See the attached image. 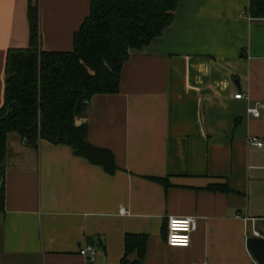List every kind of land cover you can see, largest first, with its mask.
Instances as JSON below:
<instances>
[{
  "label": "crops",
  "instance_id": "obj_1",
  "mask_svg": "<svg viewBox=\"0 0 264 264\" xmlns=\"http://www.w3.org/2000/svg\"><path fill=\"white\" fill-rule=\"evenodd\" d=\"M249 5L179 3L164 34L132 52L120 92L92 98L88 141L114 154V174L69 146L8 135L0 264H120L127 234L148 236L145 264H255L264 148L248 140L264 141V19ZM30 8L41 49L71 52L91 0H0V110L7 55L30 44ZM170 218L198 219L189 248L168 246Z\"/></svg>",
  "mask_w": 264,
  "mask_h": 264
},
{
  "label": "trees",
  "instance_id": "obj_2",
  "mask_svg": "<svg viewBox=\"0 0 264 264\" xmlns=\"http://www.w3.org/2000/svg\"><path fill=\"white\" fill-rule=\"evenodd\" d=\"M193 0H91V10L74 36L71 52L41 49L37 8H30V44L9 51L5 105L0 110V213L5 210L4 179L8 135L18 134L28 147L40 140L72 148L78 157L117 171L114 154L88 141L91 100L120 92L121 74L132 52L161 37L179 3ZM253 20L264 19V0H250ZM148 236L127 234L120 264H145ZM136 254L137 258L131 260Z\"/></svg>",
  "mask_w": 264,
  "mask_h": 264
},
{
  "label": "built area",
  "instance_id": "obj_3",
  "mask_svg": "<svg viewBox=\"0 0 264 264\" xmlns=\"http://www.w3.org/2000/svg\"><path fill=\"white\" fill-rule=\"evenodd\" d=\"M261 109L262 104L257 103L256 107L249 110V113L255 118H259L261 116ZM248 143L251 147L264 148V141L256 137L249 138ZM198 226V219L196 218H170L167 227L168 246L171 248H189L191 246L192 236L197 232ZM253 234L256 238H263L258 231H254ZM95 254V249L90 246H86L80 250V255L90 260L94 259ZM255 264H258V262L255 261Z\"/></svg>",
  "mask_w": 264,
  "mask_h": 264
},
{
  "label": "water",
  "instance_id": "obj_4",
  "mask_svg": "<svg viewBox=\"0 0 264 264\" xmlns=\"http://www.w3.org/2000/svg\"><path fill=\"white\" fill-rule=\"evenodd\" d=\"M4 215L0 213V225L3 223ZM247 247L258 264H264V239L252 237L247 241Z\"/></svg>",
  "mask_w": 264,
  "mask_h": 264
}]
</instances>
